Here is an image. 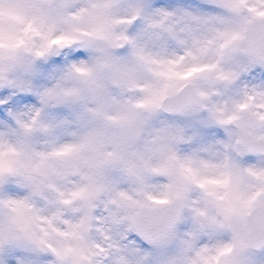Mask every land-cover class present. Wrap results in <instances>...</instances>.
<instances>
[{
    "label": "clouds",
    "instance_id": "1",
    "mask_svg": "<svg viewBox=\"0 0 264 264\" xmlns=\"http://www.w3.org/2000/svg\"><path fill=\"white\" fill-rule=\"evenodd\" d=\"M0 264H264V0H0Z\"/></svg>",
    "mask_w": 264,
    "mask_h": 264
}]
</instances>
